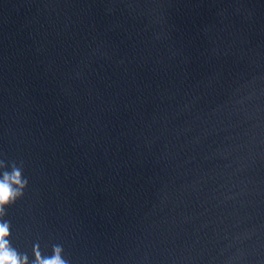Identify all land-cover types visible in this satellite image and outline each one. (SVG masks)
<instances>
[{
  "label": "water",
  "instance_id": "1",
  "mask_svg": "<svg viewBox=\"0 0 264 264\" xmlns=\"http://www.w3.org/2000/svg\"><path fill=\"white\" fill-rule=\"evenodd\" d=\"M16 171L27 264H264V0H0Z\"/></svg>",
  "mask_w": 264,
  "mask_h": 264
},
{
  "label": "clouds",
  "instance_id": "2",
  "mask_svg": "<svg viewBox=\"0 0 264 264\" xmlns=\"http://www.w3.org/2000/svg\"><path fill=\"white\" fill-rule=\"evenodd\" d=\"M13 185L23 188V183L20 179L18 171L13 173L11 180L6 175L3 181H0V214L3 212V206L14 201L20 195L15 191ZM9 235L8 225L0 224V264H27L26 259H21L14 251H12L7 242L6 237ZM36 264H65V261L60 257L59 249L54 250V255L51 258H41L40 254L36 253Z\"/></svg>",
  "mask_w": 264,
  "mask_h": 264
}]
</instances>
